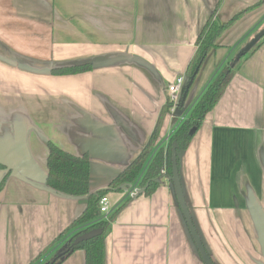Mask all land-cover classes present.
I'll list each match as a JSON object with an SVG mask.
<instances>
[{"label": "crops", "instance_id": "obj_1", "mask_svg": "<svg viewBox=\"0 0 264 264\" xmlns=\"http://www.w3.org/2000/svg\"><path fill=\"white\" fill-rule=\"evenodd\" d=\"M209 20L227 27L171 112L166 88L188 77ZM226 67L179 181L214 264H264V0H0V264H44L86 208L44 187L48 143L86 155L89 192L106 191L105 264H203L166 178L132 199L112 183L153 141L149 165Z\"/></svg>", "mask_w": 264, "mask_h": 264}, {"label": "trees", "instance_id": "obj_2", "mask_svg": "<svg viewBox=\"0 0 264 264\" xmlns=\"http://www.w3.org/2000/svg\"><path fill=\"white\" fill-rule=\"evenodd\" d=\"M226 27L227 24H217L210 20L205 24L196 41V51L187 71L188 76H191L196 68L200 69L209 51L216 48L215 41ZM91 68L90 63L87 62L64 63L52 67L49 73L53 76L75 75L88 72ZM232 75L233 71L229 67L224 68L195 102L189 117L182 121L170 135L165 150L159 147L152 155L141 181L146 194L150 193L158 184L157 181L163 177L160 173L163 167H165L164 176L169 179L172 185L173 152L179 177L181 153L187 148L191 137L200 127L205 115L211 111L222 95ZM168 107L167 103V109ZM192 130L194 131L192 132ZM152 144L153 141L119 174L112 186L116 183L121 185L133 183L139 178L146 165L145 162L151 154ZM47 150L45 187L59 196L74 199L84 198L86 208L71 226L53 242L51 246L54 253L44 264H62L76 250L84 251V264H105L104 230L106 223L101 218L98 202L106 191L94 194L89 192V159L86 155L79 157L71 155L51 143L47 144ZM3 168L4 166L0 164V169ZM6 179L7 175L0 180V192ZM87 225L90 226L70 238L67 237L70 232ZM93 229H101L102 233L89 241L73 244L75 237Z\"/></svg>", "mask_w": 264, "mask_h": 264}, {"label": "water", "instance_id": "obj_3", "mask_svg": "<svg viewBox=\"0 0 264 264\" xmlns=\"http://www.w3.org/2000/svg\"><path fill=\"white\" fill-rule=\"evenodd\" d=\"M82 63H86V62H82ZM91 67H92V65H91ZM50 70L51 69H49V71ZM198 70H199V68H196L191 76H188L187 78L185 77L186 83H185V85H184V87H183V89L181 91L178 105L179 104L180 105L183 104V102H184V100L186 98L187 92H188V90H189V88H190V86H191V84H192V82H193ZM193 131L194 130H192V132ZM163 177L166 178L164 175H163ZM166 179L169 181L168 178H166ZM129 184L130 183L123 184L122 188H125ZM172 186H173V189H174V192H175V196H176V200H177V204H178L179 210L181 212V215L183 217L184 223L186 225L187 231L189 233L191 241H192V243H193V245L195 247V250L197 251V254H198L201 262L203 264H214L212 262L211 258L209 257V254L207 253V250L205 249V247L203 245V242H202V240H201V238H200V236H199V234H198V232H197V230H196V228H195V226L193 224V221H192L191 215L189 213V210H188V208H187V206L185 204V201H184V198H183V194H182V191H181V186H180V181H179V177H178V172H177V169H176V161H175V158H174V152H173ZM44 187H45V185H44ZM101 233H102L101 229H93V230H90L88 232H84L81 235L75 237V239L73 240V244L77 245V244H80L82 242L89 241V240L99 236Z\"/></svg>", "mask_w": 264, "mask_h": 264}, {"label": "built area", "instance_id": "obj_4", "mask_svg": "<svg viewBox=\"0 0 264 264\" xmlns=\"http://www.w3.org/2000/svg\"><path fill=\"white\" fill-rule=\"evenodd\" d=\"M186 83L185 77L184 76H179L177 77L173 83L169 84L166 88L167 91V103L169 104L168 109L172 112L174 108L178 105L179 102V97L181 94V91ZM170 136L166 139V144L168 142ZM166 147V146H165ZM164 147V148H165ZM152 158V157H151ZM151 160V159H150ZM148 165H146L139 176V178L133 182L130 183L128 186L123 188V191L126 192L127 197L132 199L134 197H137L139 194L144 192V187L141 185L142 177L146 171ZM164 168L161 170V174H164ZM99 211L101 215H103L104 219L109 215L111 212V208L109 206L108 198L104 195L100 197L99 202Z\"/></svg>", "mask_w": 264, "mask_h": 264}, {"label": "rangeland", "instance_id": "obj_5", "mask_svg": "<svg viewBox=\"0 0 264 264\" xmlns=\"http://www.w3.org/2000/svg\"><path fill=\"white\" fill-rule=\"evenodd\" d=\"M248 51H249V49H248ZM248 51H247V54H248ZM229 68H230V67H229ZM222 70H223V69H222ZM222 70H221V71H222ZM221 71H220V72H221ZM190 113H191V111H190ZM190 113L188 114L187 118L189 117ZM164 171H165V169H164ZM160 173H161V172H160ZM161 175L163 176V175H165V173H164V174H161Z\"/></svg>", "mask_w": 264, "mask_h": 264}]
</instances>
